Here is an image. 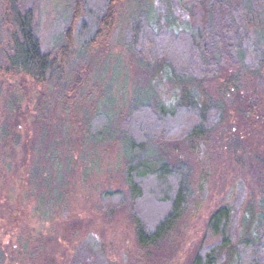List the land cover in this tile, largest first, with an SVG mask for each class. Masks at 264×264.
Wrapping results in <instances>:
<instances>
[{"label": "rangeland", "instance_id": "1", "mask_svg": "<svg viewBox=\"0 0 264 264\" xmlns=\"http://www.w3.org/2000/svg\"><path fill=\"white\" fill-rule=\"evenodd\" d=\"M28 1L41 24L42 38L60 31L63 22L59 14L65 0ZM152 2L151 23L156 30L174 27L179 31L202 23L197 6L184 8L180 0ZM180 49L178 54L188 64L189 55L185 48ZM99 50L109 53L104 44ZM111 53L112 60L103 70L98 56L88 57L83 70L88 80L82 81L71 100L73 92L68 86L41 89L28 77L0 78V264H192L197 252L218 242L207 222L222 205L230 209L227 233L232 242L258 231V215L264 207V107L257 118H245L239 112L241 98L232 93L212 120L209 135L186 140L183 132L194 121L192 116L180 115L157 124L148 110L130 118L126 115L131 89L147 75L131 64L125 50ZM114 63L121 67L119 72L113 71ZM206 80L200 88L195 83L187 85L208 98V77ZM153 84L166 105H174L181 95V85L166 72L155 76ZM256 84L252 80L251 89L261 93L263 88ZM105 85L110 86V92L99 107L103 115L111 114L113 124L119 122L123 130L138 138L153 136L158 142L153 143L149 156L157 159L156 165H182L190 173L192 193L187 209L156 246H139L132 212L153 225L167 210L162 190L173 198L176 180L158 186L153 178L144 179L143 197L134 200L124 180L125 161L117 141L85 142L79 133L82 110L92 108ZM40 92L47 102L43 120L36 107ZM59 92L67 95L64 104L57 101L62 98ZM66 103L71 107H64ZM121 111L115 120L114 114ZM101 119L99 124L104 125ZM62 122L74 158L60 196L46 192L44 184L37 188L31 171L39 158L38 148L49 145L53 125ZM69 141L64 146L69 147ZM66 152L69 154L68 148ZM246 251L243 249V264H248ZM227 256L222 252L218 264H224Z\"/></svg>", "mask_w": 264, "mask_h": 264}, {"label": "trees", "instance_id": "2", "mask_svg": "<svg viewBox=\"0 0 264 264\" xmlns=\"http://www.w3.org/2000/svg\"><path fill=\"white\" fill-rule=\"evenodd\" d=\"M180 3L184 8L199 7L202 23L179 31L174 27L156 30L151 23L152 0H65L59 14L63 22L60 31L45 39L28 0H0V78L28 77L40 84L41 89L68 86L73 92L68 98L71 100L79 93L82 81L88 80L83 70L89 56L93 59L98 56L103 70L112 60L114 49L125 50L131 64L145 70L147 75L131 89L126 108L129 118L144 110L153 115L157 124L179 119L180 115L192 116L194 121L183 132V137L192 141L209 135L212 120L224 109L225 98L232 93L242 100L241 115L257 118L264 107V0H180ZM101 44L108 49L107 55L99 50ZM180 48H185L189 55L188 64L178 54ZM117 65L114 63L113 71L119 72L121 67ZM163 72L182 87L174 105H166L156 93L153 80ZM207 77L208 98L187 85L195 83L200 88ZM252 80L263 88L261 93L251 89ZM109 92L110 86L105 85L92 108L82 110L83 128L79 133L85 142L117 141L125 161L124 180L134 200L143 197L144 179L153 178L158 186L169 179L176 180L173 198L162 190L167 210L153 225L132 212L139 246H156L168 237L187 209L192 193L190 173L182 165L171 167L166 162L156 165L157 159L149 156L153 143L158 142L153 136L138 138L135 133L123 130L119 122L113 124L111 114L103 115L99 107ZM59 95L62 98L57 101L64 104L66 93ZM46 104L40 92L36 107L41 120L47 116ZM64 107H71V103ZM121 113L114 114L115 120ZM101 118L104 125L99 124ZM63 126L64 122L53 125L54 137L44 149L38 148L39 158L31 171L37 188L44 184L46 192L60 196L65 173L71 170L74 158L70 135L63 131ZM59 133L61 138H57ZM67 141L69 147L64 146ZM229 217L226 205L210 214L208 229L219 240L197 252L192 264H218L224 251L228 255L224 264H243V249L249 251L248 264H264V207L258 215V231L245 233L236 243L227 233Z\"/></svg>", "mask_w": 264, "mask_h": 264}]
</instances>
